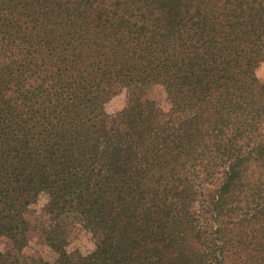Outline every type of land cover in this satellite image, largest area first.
Here are the masks:
<instances>
[{"label":"trees","instance_id":"16d2710c","mask_svg":"<svg viewBox=\"0 0 264 264\" xmlns=\"http://www.w3.org/2000/svg\"><path fill=\"white\" fill-rule=\"evenodd\" d=\"M263 56L264 0H0V235L45 194L96 244L40 264H264Z\"/></svg>","mask_w":264,"mask_h":264},{"label":"rangeland","instance_id":"374dc122","mask_svg":"<svg viewBox=\"0 0 264 264\" xmlns=\"http://www.w3.org/2000/svg\"><path fill=\"white\" fill-rule=\"evenodd\" d=\"M256 78L264 85V56L255 70ZM136 98L149 102L162 114L170 110V103L164 89L151 86L136 90ZM128 103V90L123 89L105 105V112L112 117L123 110ZM47 196L40 194L24 213L26 233L19 246L12 244L9 238L0 235V253L10 264L53 263L57 252L52 246L60 247L70 259L90 254L96 244L95 238L83 225L82 218L75 212H68L55 218L46 213Z\"/></svg>","mask_w":264,"mask_h":264}]
</instances>
